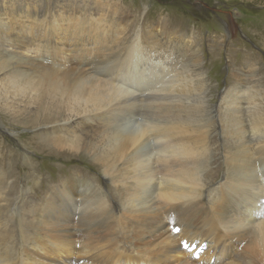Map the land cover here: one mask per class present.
I'll list each match as a JSON object with an SVG mask.
<instances>
[{
	"label": "bare ground",
	"instance_id": "bare-ground-1",
	"mask_svg": "<svg viewBox=\"0 0 264 264\" xmlns=\"http://www.w3.org/2000/svg\"><path fill=\"white\" fill-rule=\"evenodd\" d=\"M72 1L63 0L69 14L57 16L71 29L62 41L39 21L43 1L0 0V115L32 130L52 158L76 156L83 163L88 156L106 183L58 180L37 199L38 207L28 200L10 211L7 221L33 230L29 238L22 231L21 259L12 257L10 264H131V255L142 259L137 264H170L186 260L183 245L195 257L211 256L205 264H218L217 255L233 245L241 264H264L258 67L251 63L250 74H238L240 85L250 84L247 90L230 87L218 95L216 118L196 40L189 59L187 44L145 36L139 26L125 30L129 42L124 33L115 40L110 23L122 8ZM162 80L167 96L160 87L152 90ZM215 127L220 149L209 143ZM217 150L224 175L214 183ZM2 224L0 240L13 228ZM9 251L0 253V264L9 263Z\"/></svg>",
	"mask_w": 264,
	"mask_h": 264
},
{
	"label": "rangeland",
	"instance_id": "rangeland-1",
	"mask_svg": "<svg viewBox=\"0 0 264 264\" xmlns=\"http://www.w3.org/2000/svg\"><path fill=\"white\" fill-rule=\"evenodd\" d=\"M40 1L45 3V7L39 21L45 22V25L50 27V30L47 28V31L53 32L59 39H62V41L69 40L71 29L67 27L64 21H60V19L57 18L59 14L65 16L69 14L67 8H62L63 0ZM69 1L72 6L74 1ZM86 1H95L97 6L103 2L110 8H117L119 6L123 9L122 13L113 16L110 23L111 28L109 31L112 32L111 35H114L115 40L120 33H124L126 35L128 34L127 41L129 42L131 39L128 31L131 29L137 30L139 26L144 29L143 34L145 36L154 33L159 36V38L167 37L180 43L183 42L187 44V49L185 51L187 55L190 54V56H187L188 59L193 52L191 47L193 44L192 41L193 39L196 40L199 50L198 58L202 61L200 67L208 73V80L210 84H212L207 94V104L210 107L211 115L213 114L212 116L216 118L218 113H216L217 109L215 110V106L219 103L217 99L218 95L220 96L225 89L230 87L239 88L238 92H242L247 90L250 86L247 82H243L244 85H240L238 74H250L248 73V66L251 65V63L258 67L259 76L261 75L259 78H262L261 81L264 86V47L262 46L264 43V41L262 43V40H264V0ZM27 4H29V2ZM30 5H32V3H30ZM87 7L88 4L86 8ZM48 14H50V18L46 19ZM82 15L84 17L86 13L84 12ZM116 20H120L121 25H117ZM114 25L119 27L117 28ZM122 27L124 29H122ZM125 30L128 31L125 32ZM215 42L222 43V46H217ZM187 58L185 60H187ZM118 78L117 76L115 79L117 80ZM210 78L214 80V83ZM167 85L168 84L162 80L156 82L152 90L159 91L161 89L162 91ZM161 91H159L161 95L167 96V91H162V93ZM140 100L142 103H147L144 97ZM166 101L167 100H159L158 102L161 105ZM158 102L157 105H159ZM141 107L146 108L143 104ZM137 119L141 120V117ZM6 128L9 131L5 130ZM39 130L42 131V128ZM35 136L32 130H26L25 128L11 124L9 120L0 115V203L4 205V208H0V222L3 223L2 226L8 223L13 227L6 229L3 240H0V253L10 252L9 250L12 251L8 264L12 263V257L17 256L18 259H21L19 258L20 256H18V252H16L21 244V236L25 234L26 237L29 238L31 231H33L27 227L23 228L26 230H21L20 226H17V220H13V222L12 220L7 221L10 211L16 207L22 206L23 203L28 200H33L34 202L31 204L37 205L38 207L39 203H35L37 199L42 198L44 190L50 188L49 185L54 186L58 180L64 181L72 179L79 182L85 180L90 183L92 182L94 185H98V187H104L106 183V179L101 173L100 168H95V166L91 164V158L88 156H83L84 158L86 157L83 159V163L80 157L76 156L68 159L64 157L60 158V160L52 158L45 153L46 150L41 148L40 140L34 139ZM209 139L210 147L213 146L214 148L220 149V145L224 144L222 142L221 131L217 127L212 128ZM218 142L220 143L218 144ZM219 154V150L214 154L217 163L216 168L219 172L214 176V183L220 182L224 175V173H222L223 168L219 165ZM216 186H218V184H215V187ZM115 200L118 201V198ZM6 205H8L7 208ZM3 229L5 230L4 227ZM204 241L211 246L208 240L206 241V239H204ZM23 243H25V237L22 241V244ZM183 248L188 251L184 257L186 260L179 257L170 264H180L182 262L184 264L186 262L205 264L212 260L211 256L207 254L201 257H199L200 255L195 257L190 254L189 252L192 251L188 245H183ZM237 249L238 248L234 245L229 246V248H223L222 253L220 252V254L217 255V258L220 259L218 264H241V262H238L240 260L237 258ZM259 258L261 259L260 255L257 260H260ZM18 262L24 264L23 259L18 260ZM129 262H131V264H137L142 262V259L137 255H131ZM156 262L157 261L154 260L151 261V259H146L145 264H157ZM158 263L161 264V262Z\"/></svg>",
	"mask_w": 264,
	"mask_h": 264
}]
</instances>
